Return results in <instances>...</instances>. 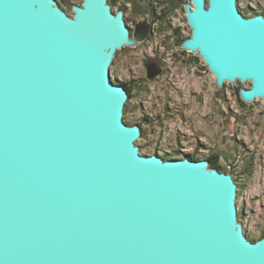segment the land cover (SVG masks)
Here are the masks:
<instances>
[{"label":"water","instance_id":"1","mask_svg":"<svg viewBox=\"0 0 264 264\" xmlns=\"http://www.w3.org/2000/svg\"><path fill=\"white\" fill-rule=\"evenodd\" d=\"M192 3L184 49L219 86L251 82L241 98L264 99V16L237 0ZM72 12L0 0V264H264L231 174L140 153L128 92L110 77L133 44L125 13L108 0Z\"/></svg>","mask_w":264,"mask_h":264},{"label":"rangeland","instance_id":"2","mask_svg":"<svg viewBox=\"0 0 264 264\" xmlns=\"http://www.w3.org/2000/svg\"><path fill=\"white\" fill-rule=\"evenodd\" d=\"M57 1L72 15L83 0ZM188 6L194 8L192 0H119L115 10L124 9L133 44L117 50L110 77L134 85L124 120L142 125L140 153L200 160L218 154L220 166L238 179L239 223L258 239L264 231V99L241 98L251 82L219 86L198 52L176 44L175 29L184 42L192 35ZM237 7L250 17L264 12V0H237ZM151 64L161 68L153 79Z\"/></svg>","mask_w":264,"mask_h":264},{"label":"trees","instance_id":"3","mask_svg":"<svg viewBox=\"0 0 264 264\" xmlns=\"http://www.w3.org/2000/svg\"><path fill=\"white\" fill-rule=\"evenodd\" d=\"M119 0H108L109 4L111 5L112 9L114 12H118L120 10H124L122 8H119L118 10H115V7L117 6V3H118ZM59 3V1H58ZM82 3V2H81ZM59 5L65 10V8L62 6L61 3H59ZM66 11V10H65ZM67 12V11H66ZM68 13V12H67ZM69 14V13H68ZM245 16H248L246 15V13H243ZM261 15L264 16V12L263 13H259ZM174 37H175V41H176V44L178 46L182 45V43L184 42L182 37H181V34H180V31H178L177 29L174 30ZM198 61V59L196 60ZM114 83H118V84H122L127 92H128V95H129V98L131 99L133 97V92H134V85L133 84H129V83H120L118 81H113ZM128 125H131L130 122L128 121H125ZM134 125H139L140 127L142 126L141 124H138V123H135ZM142 155H145V154H142ZM146 156V155H145ZM191 160L193 161H198L200 160V158L196 157V156H189L187 155ZM172 156L171 155H165L163 156L164 159L168 160L170 159ZM219 156L218 154H212V156L210 158H206V160L209 162V167L212 168V169H217L218 171L222 172V173H228L226 170H224L220 164H219ZM234 176V175H233ZM234 179H235V182L239 188V184H238V179L234 176ZM264 238V231L263 233L261 234V236L258 238V239H253V238H249V240H251L252 242H256L260 239Z\"/></svg>","mask_w":264,"mask_h":264},{"label":"bare ground","instance_id":"4","mask_svg":"<svg viewBox=\"0 0 264 264\" xmlns=\"http://www.w3.org/2000/svg\"><path fill=\"white\" fill-rule=\"evenodd\" d=\"M155 155V154H154ZM173 159V158H172Z\"/></svg>","mask_w":264,"mask_h":264}]
</instances>
